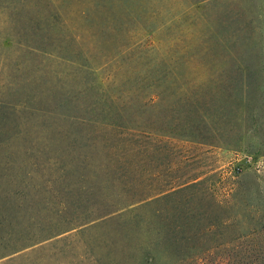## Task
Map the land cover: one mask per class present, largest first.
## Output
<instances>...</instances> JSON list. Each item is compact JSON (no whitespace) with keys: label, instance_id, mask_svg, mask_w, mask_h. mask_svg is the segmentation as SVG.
Returning <instances> with one entry per match:
<instances>
[{"label":"rangeland","instance_id":"1","mask_svg":"<svg viewBox=\"0 0 264 264\" xmlns=\"http://www.w3.org/2000/svg\"><path fill=\"white\" fill-rule=\"evenodd\" d=\"M127 13L137 18L118 20L125 33L118 37L113 17ZM68 34L73 44H81L82 62L91 76L99 78L109 77L119 67L123 71L124 48L138 42L155 48L163 66L172 67L179 76L215 77L225 67L222 52L226 48L238 54L237 64L254 71L226 72L250 86V92L245 86L242 95L255 106L251 114L244 112L240 142L207 152L204 147L188 146L201 155L191 170L197 165L211 170L209 182L217 199L228 205L227 214L235 224L222 235L215 232L206 237L192 228L193 243L184 252L207 255L209 264H241L237 260L242 251L255 248L245 264H264V145L257 131L259 118L264 121L258 110L264 106V74L258 72L264 51V0H0V243L33 242L52 236L58 226L73 227L83 202L78 154L63 151L61 135L66 124H50L34 107L39 89L47 88L46 73L55 65L48 52L53 44L59 49L72 44ZM149 162L148 170L174 175L181 165L171 155ZM87 170L91 180L103 172L97 162L87 165ZM187 209L180 203L178 222L188 220ZM144 211L147 208L122 217L131 222L143 217L144 258L148 264H166V252L157 247L160 224ZM203 211L200 207L195 212L202 221ZM110 223L91 231V237L84 234L82 242L91 241ZM24 244H10L0 249V256ZM81 249L69 254L48 249L50 258L44 262L60 264Z\"/></svg>","mask_w":264,"mask_h":264},{"label":"trees","instance_id":"2","mask_svg":"<svg viewBox=\"0 0 264 264\" xmlns=\"http://www.w3.org/2000/svg\"><path fill=\"white\" fill-rule=\"evenodd\" d=\"M127 14L113 17L118 37L125 36L118 20L137 18L133 13ZM68 39L72 44H65L63 49L56 48V44L51 46L48 54L55 65L46 73L47 88L36 92L34 107L45 114L50 124H66V132L61 135L63 151L78 154L83 202L73 227L58 226L52 236L33 242L0 243V249L25 243L0 256L4 258L0 264H51L44 262L50 258L46 250L69 254L80 247L81 252L72 254V259L58 263L148 264L143 248L146 242L140 235L143 217L134 222L122 217L145 208L160 224L156 229L157 247L166 252V264H209L207 255L184 252L193 243L191 229H199L202 237L215 232L222 235L235 222L227 214L228 205L214 193L209 182L213 174L208 175L211 170L202 165L191 170L201 155L189 151L188 146L204 147L207 152L240 142L244 112L251 114L255 106H250L242 95L248 84L226 72L254 71L237 64L238 54L226 48L222 52L225 67L215 77L179 76L172 67L163 66L155 48L138 42L131 49L124 48L123 71L119 67L109 77L99 78L91 76L89 66L82 62L85 53L81 44H73L69 34ZM260 59L258 72L264 74V51ZM258 110L264 115L263 104ZM260 119L257 131L260 144L264 145V121ZM167 155L181 161L176 175L146 168L150 166L149 159L159 160ZM94 162L103 172L91 180L87 165ZM180 203L188 208L185 222L177 219ZM200 207L204 208V221L195 217ZM108 222L110 228L95 234L91 241L82 242L84 234L90 236L91 231ZM32 253L37 254L34 259L29 257ZM241 254L237 261L245 264L246 258L255 255V248H245Z\"/></svg>","mask_w":264,"mask_h":264}]
</instances>
